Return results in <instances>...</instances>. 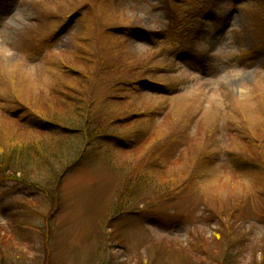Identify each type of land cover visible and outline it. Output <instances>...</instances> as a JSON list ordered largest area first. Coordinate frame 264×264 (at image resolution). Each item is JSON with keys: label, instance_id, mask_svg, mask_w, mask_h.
I'll list each match as a JSON object with an SVG mask.
<instances>
[{"label": "rangeland", "instance_id": "1", "mask_svg": "<svg viewBox=\"0 0 264 264\" xmlns=\"http://www.w3.org/2000/svg\"><path fill=\"white\" fill-rule=\"evenodd\" d=\"M263 45L264 0H0V264H264Z\"/></svg>", "mask_w": 264, "mask_h": 264}, {"label": "trees", "instance_id": "2", "mask_svg": "<svg viewBox=\"0 0 264 264\" xmlns=\"http://www.w3.org/2000/svg\"><path fill=\"white\" fill-rule=\"evenodd\" d=\"M143 83H139L135 88H133L134 90L138 89V87H141ZM137 116L135 115H130L128 116L127 118H131L130 121H134V119H137L136 118ZM118 119V118H117ZM112 125H117V123H113ZM105 129V128H103ZM103 129L101 130V126L99 125V127H90V125L84 123L82 125V128L81 129H76V137L78 136H81L83 135L84 138L83 139V142L81 143V145L78 144V147L76 148V165H79L81 164L85 158H86V155H87V152L90 150H92L91 148L98 145V144H101V143H104V141H107L109 139H111V136H109V133L106 132V131H103ZM21 149V148H20ZM17 150H15L16 152ZM6 152H9V149L7 151H5V154ZM1 155V154H0ZM5 156V157H4ZM3 159L5 160H2L0 159V164L4 165V163H8L9 162V159H10V155L9 154H6L4 155ZM25 162V160L23 159L22 162H16V164H14V162H12L10 164V171L12 170V168L14 166H16L18 163H23ZM1 171H2V174H4L5 172V169L1 168ZM7 172H5L4 175H6ZM27 174H31V172L29 171H24L22 173V175L24 177L27 176ZM15 177V176H13ZM55 186H56V189L59 187V180L55 183Z\"/></svg>", "mask_w": 264, "mask_h": 264}]
</instances>
